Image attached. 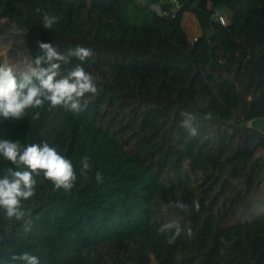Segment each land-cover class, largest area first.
<instances>
[{"label":"trees","instance_id":"1","mask_svg":"<svg viewBox=\"0 0 264 264\" xmlns=\"http://www.w3.org/2000/svg\"><path fill=\"white\" fill-rule=\"evenodd\" d=\"M37 8L59 23L44 29ZM185 12L199 27L193 40ZM0 18L21 32L27 55L37 41L63 54L90 48L62 74L82 64L98 88L79 113L45 103L23 119L0 117V139L47 142L78 177L65 191L34 174L35 195L21 201L28 232L0 209V262L28 251L40 264H264V133L249 126L264 116V0H0ZM8 167L0 157V175ZM172 220L185 231L169 245L159 228Z\"/></svg>","mask_w":264,"mask_h":264},{"label":"clouds","instance_id":"2","mask_svg":"<svg viewBox=\"0 0 264 264\" xmlns=\"http://www.w3.org/2000/svg\"><path fill=\"white\" fill-rule=\"evenodd\" d=\"M42 17V27L52 29L59 23L55 14L37 8ZM39 52L35 56L22 57L26 67L18 70L7 60L0 61V117L4 119H23L29 109L42 108L45 103L50 107H62L66 111L79 113L87 107L86 94H97L96 78L87 72L82 64L66 70L62 74V64H68L70 57L79 61H86L92 50L83 46L70 49L67 54L61 53L51 42L37 41ZM187 118L182 121L185 129L190 130L192 136L197 135V128L192 126L196 117L183 112ZM39 118V113L34 114ZM0 157L9 161L14 167H8L0 175V209L6 217L24 221V231L31 230V221L26 219L31 213L26 212L22 200H29L35 195L37 181L35 175L41 172L45 179L50 180L55 188L69 191L77 180V172L73 162L61 155L58 150L47 142L43 144L22 145L19 140L0 139ZM90 169L89 157L83 156L80 160L79 172L86 176ZM97 183L103 182L99 171L96 172ZM172 207L188 210V206L180 201L171 204ZM193 208L199 211L198 201H193ZM185 231L178 221L172 220L164 223L159 228V234L168 233L167 243L173 244ZM189 237L191 229H186ZM0 264H40L37 255L24 251L11 254L7 260Z\"/></svg>","mask_w":264,"mask_h":264},{"label":"rangeland","instance_id":"3","mask_svg":"<svg viewBox=\"0 0 264 264\" xmlns=\"http://www.w3.org/2000/svg\"><path fill=\"white\" fill-rule=\"evenodd\" d=\"M221 11L223 18L229 20L230 13L224 9ZM181 25L190 40H193L200 33L198 24L190 12L184 13ZM0 55L20 71H23L26 67L22 59L24 55H27L24 51L22 34L15 28L13 23H10L5 18H0ZM129 254L137 262L141 260L137 247H134Z\"/></svg>","mask_w":264,"mask_h":264},{"label":"water","instance_id":"4","mask_svg":"<svg viewBox=\"0 0 264 264\" xmlns=\"http://www.w3.org/2000/svg\"><path fill=\"white\" fill-rule=\"evenodd\" d=\"M158 15H162V10L160 4L153 3L150 6ZM216 15H218V11H216ZM249 126L258 130L261 133H264V116L253 118L249 121Z\"/></svg>","mask_w":264,"mask_h":264},{"label":"built area","instance_id":"5","mask_svg":"<svg viewBox=\"0 0 264 264\" xmlns=\"http://www.w3.org/2000/svg\"><path fill=\"white\" fill-rule=\"evenodd\" d=\"M218 19L220 20V22L228 24V19H224L222 15L218 16Z\"/></svg>","mask_w":264,"mask_h":264}]
</instances>
